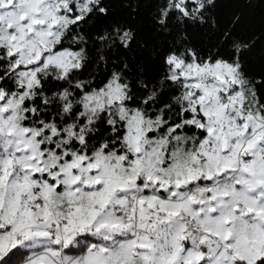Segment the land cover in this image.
Segmentation results:
<instances>
[{
    "label": "snow or ice",
    "instance_id": "obj_1",
    "mask_svg": "<svg viewBox=\"0 0 264 264\" xmlns=\"http://www.w3.org/2000/svg\"><path fill=\"white\" fill-rule=\"evenodd\" d=\"M155 5L153 74L109 0H0V264H264L255 43Z\"/></svg>",
    "mask_w": 264,
    "mask_h": 264
},
{
    "label": "trees",
    "instance_id": "obj_2",
    "mask_svg": "<svg viewBox=\"0 0 264 264\" xmlns=\"http://www.w3.org/2000/svg\"><path fill=\"white\" fill-rule=\"evenodd\" d=\"M114 19L130 24L137 33L138 45L132 56L139 60L144 70L155 74L159 69L158 61L151 56L154 47L161 46L165 37L157 32L154 20L155 0H140L138 14L128 15L123 0H109ZM216 20V34L231 28L237 16L234 34L241 39L254 41L255 46L245 63V71L256 80H264V3L261 0H218L213 13ZM259 87V86H258Z\"/></svg>",
    "mask_w": 264,
    "mask_h": 264
}]
</instances>
